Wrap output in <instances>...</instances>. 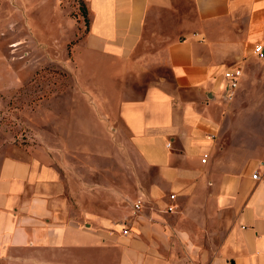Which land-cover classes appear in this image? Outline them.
<instances>
[{"label": "crops", "instance_id": "1", "mask_svg": "<svg viewBox=\"0 0 264 264\" xmlns=\"http://www.w3.org/2000/svg\"><path fill=\"white\" fill-rule=\"evenodd\" d=\"M88 4L94 45L81 51L79 73L87 65L101 72L102 67L109 68L114 75L97 81L106 80L112 88L119 75L128 76L131 48L149 24L170 26L176 34L165 60L171 76L150 82L140 98L119 105L131 143L159 173L149 190L152 205L121 218L93 217L80 223L70 217L68 184L55 165L42 158L6 156L0 161V262L198 264L190 254L170 257L174 237L187 240L190 234L161 211L168 196L175 194L178 212L209 223L213 182H219L214 198L219 209L213 236L214 244L218 240L217 254H203V260L264 264V179L253 178L255 172L227 171L224 158L216 157L217 125L206 115L203 102L204 95L226 97L224 72L230 67L243 69L239 86L257 81L260 72L264 78V61L254 53L256 44H264V0H88ZM87 69L92 75L91 67ZM121 224L129 229L127 234ZM187 245L194 251L190 240Z\"/></svg>", "mask_w": 264, "mask_h": 264}, {"label": "rangeland", "instance_id": "2", "mask_svg": "<svg viewBox=\"0 0 264 264\" xmlns=\"http://www.w3.org/2000/svg\"><path fill=\"white\" fill-rule=\"evenodd\" d=\"M91 19L88 0H0V161L17 156L55 165L68 184L70 217L80 223L93 217L121 218L152 205L149 190L159 173L131 143L119 105L140 98L150 82L171 76L165 60L176 35L170 26L149 24L131 48L128 76L119 75L112 88L106 80L97 81L114 75L109 68L101 72L87 65L79 73L81 51L94 45ZM257 77L241 84L231 98L204 95L203 102L206 115L217 125L216 157L224 158L227 171L257 172L264 179L262 72ZM213 183L209 223L181 214L180 205L168 196L162 214L190 234L187 240L174 237L171 258L190 254L196 263L208 264L203 254H217L213 236L219 209L214 198L219 182ZM139 200L141 209L135 210ZM119 228L124 233L127 227Z\"/></svg>", "mask_w": 264, "mask_h": 264}, {"label": "built area", "instance_id": "3", "mask_svg": "<svg viewBox=\"0 0 264 264\" xmlns=\"http://www.w3.org/2000/svg\"><path fill=\"white\" fill-rule=\"evenodd\" d=\"M254 53L256 54L257 58L261 61H264V44H256L254 48ZM243 74V69L241 67H230L224 72V76L228 81L227 84V93L226 96L231 98L235 93L237 88L239 87V81ZM208 158V154H204L202 159L203 162H206ZM253 178L260 179L261 176L259 173L255 172L253 174ZM172 198H175V194L171 195ZM141 201L139 200L134 204L135 210L141 209ZM124 233H128V228L124 230Z\"/></svg>", "mask_w": 264, "mask_h": 264}]
</instances>
